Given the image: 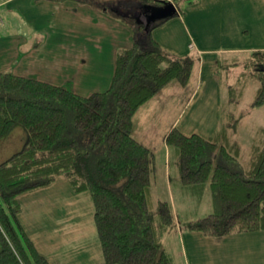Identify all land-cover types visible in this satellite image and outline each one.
Segmentation results:
<instances>
[{
  "label": "trees",
  "instance_id": "1",
  "mask_svg": "<svg viewBox=\"0 0 264 264\" xmlns=\"http://www.w3.org/2000/svg\"><path fill=\"white\" fill-rule=\"evenodd\" d=\"M74 1L131 24L134 40L117 53L109 87L88 95L0 71V140L17 127L26 133L21 149L0 162V264H53L21 223L19 196L51 185L60 175L67 178L75 192H90L107 264H173L151 224L148 193L157 165L153 151L132 134L133 116L170 81L188 83L193 58H177L166 52L154 39L153 31L184 14L179 1L187 8L197 0ZM171 3L176 10L170 12ZM238 65L244 68L239 78L248 68L257 77L260 86L252 105L263 106L264 50L245 52L231 64L221 60L216 70ZM16 92L22 95H14ZM223 106L221 123L210 137L185 134L178 128L166 137L171 156L178 157L180 185L196 191L199 197L209 185L219 195L218 210L183 224L184 230L212 237L264 229V144L252 142L248 171L216 163L218 158L230 161L237 156L231 153V134L239 125V117L233 118V111ZM65 108L73 112L74 129L87 134V150H81L72 136ZM103 148L104 153L94 159ZM125 177V184L118 187ZM125 197L140 210L139 214L132 212ZM157 212L164 230L176 225L169 200L158 199Z\"/></svg>",
  "mask_w": 264,
  "mask_h": 264
},
{
  "label": "crops",
  "instance_id": "2",
  "mask_svg": "<svg viewBox=\"0 0 264 264\" xmlns=\"http://www.w3.org/2000/svg\"><path fill=\"white\" fill-rule=\"evenodd\" d=\"M1 5L5 7V30L13 23L14 14L19 20H27L31 28L6 36L5 44L0 40V68H12L10 72L27 76L49 65L51 83L68 84L82 95L109 87L117 53L134 40L131 24L74 0H0ZM36 34H49L48 41L45 38L33 44L30 38ZM153 37L172 56L193 58L186 85L176 79L170 81L133 116V136L155 156L157 177L152 187L158 199L169 200L173 206L176 225L170 230L174 229L172 236L179 243L180 262L264 264V229L222 237L183 229L185 221L207 215L199 213L206 188L200 198L196 191L180 185L178 164L173 170L176 155L171 156L166 143L173 128L207 138L220 125L224 93L217 65L221 60L231 64L234 58L251 50H264V0H197L184 14L154 29ZM22 198L40 200L41 205L44 200L50 201L45 205L49 206L50 216L45 218L42 213L34 223L44 239L21 223L51 262L107 264L90 192H75L67 178L60 175L51 185L19 196L21 214ZM186 211L195 215H181Z\"/></svg>",
  "mask_w": 264,
  "mask_h": 264
},
{
  "label": "rangeland",
  "instance_id": "3",
  "mask_svg": "<svg viewBox=\"0 0 264 264\" xmlns=\"http://www.w3.org/2000/svg\"><path fill=\"white\" fill-rule=\"evenodd\" d=\"M181 7H184L182 1H179ZM5 7L3 5L0 6V15H4ZM5 16V15H4ZM3 16V17H4ZM13 23L11 24L10 28L6 29L3 26H0V40L3 44L6 43L5 37L6 36H16L17 34H22L27 32L31 25L25 19L19 20L17 15L14 14ZM6 17H4L5 19ZM6 22V19H5ZM8 26V25H7ZM2 34V35H1ZM46 38V42L48 41L49 34H36L33 35L30 39V42L38 43L41 42L42 39ZM14 39V38H13ZM241 60V59H240ZM44 62V60H42ZM46 66V65H45ZM6 71H13L12 68H0ZM244 70V68H242ZM49 65L43 71L37 70L35 74L27 75L28 77H33L37 79H42L51 82ZM223 79V101L226 108L233 111L234 116L233 118H238L239 114H241L240 123L242 125L234 126V131L231 134V141L234 145V150H231L233 155H236L235 160H226L225 158H218L216 163H223L233 170L237 171H248L251 167V159H252V142L254 140L257 141L258 144H264V132L262 127H264V105L261 107L253 106L252 103L257 95L260 83L255 77L250 69H245V75L239 78V72L241 68H234L230 67L228 69H221L220 70ZM56 83V82H53ZM57 84V83H56ZM63 86L70 88L68 84H63ZM71 89V88H70ZM16 96L22 95L20 92L14 93ZM56 105L60 106L59 101L55 102ZM66 110V119L69 129L71 130L72 136L77 140L78 146L81 150H87V134L81 133L74 129L73 125V112L67 108ZM26 138L25 130L22 127L15 128L12 133L2 140H0V162L7 159L10 155L14 152L21 149L24 144ZM238 150L236 153L235 150ZM105 149H101L97 154L94 155V159L101 153H104ZM175 164H178V157L175 156L173 161V170L175 169ZM157 175L155 176L156 180ZM173 184L172 187L175 186V179L174 174L172 175ZM154 180V182H155ZM126 177L123 178L119 183L118 187H121L125 184ZM155 187V186H154ZM152 187L148 193L149 196V203H150V214H151V224L154 227L158 237L161 241H163L165 247H167L168 252L171 254L173 259V264H183L179 252V243L175 241L174 237L172 236L174 229H163V226L160 222L159 215L157 212V200L159 195L155 192L156 190ZM163 187V186H162ZM155 190V191H154ZM164 192V188H163ZM177 193V188L175 187V194ZM79 196V198H82ZM164 197V196H163ZM127 203L130 204L131 210L135 214H139L140 210L131 203V201L125 197ZM23 201V212L20 214L21 222L26 224L27 228L31 231L33 230L34 233H37L41 239H44L40 236L39 227L35 226V220L38 219V216L42 215V213L46 214V217L50 216L49 206L46 207L45 205L50 201L44 200V203L41 205L42 201L40 200H25L22 198ZM219 209V195L218 193H214V191L209 187L206 186V189L203 194V203L202 207L199 209L200 214H208L215 210ZM44 211V212H43ZM192 211L180 212L181 215L189 214L193 216L195 214H191ZM41 213V214H40ZM40 223V222H39ZM141 225H145L144 221L141 220ZM170 232V234H169ZM54 264V260H52Z\"/></svg>",
  "mask_w": 264,
  "mask_h": 264
},
{
  "label": "water",
  "instance_id": "4",
  "mask_svg": "<svg viewBox=\"0 0 264 264\" xmlns=\"http://www.w3.org/2000/svg\"><path fill=\"white\" fill-rule=\"evenodd\" d=\"M169 10H170V12L176 10V6H175L174 3H171V4L169 5Z\"/></svg>",
  "mask_w": 264,
  "mask_h": 264
},
{
  "label": "built area",
  "instance_id": "5",
  "mask_svg": "<svg viewBox=\"0 0 264 264\" xmlns=\"http://www.w3.org/2000/svg\"><path fill=\"white\" fill-rule=\"evenodd\" d=\"M5 24V19L2 15H0V26H3Z\"/></svg>",
  "mask_w": 264,
  "mask_h": 264
}]
</instances>
